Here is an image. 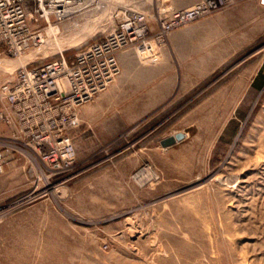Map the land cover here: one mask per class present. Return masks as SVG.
Masks as SVG:
<instances>
[{"label":"rangeland","instance_id":"rangeland-1","mask_svg":"<svg viewBox=\"0 0 264 264\" xmlns=\"http://www.w3.org/2000/svg\"><path fill=\"white\" fill-rule=\"evenodd\" d=\"M163 2L104 13L135 5L157 28ZM75 19L22 54L0 44V84L106 27ZM153 46L118 53L120 73L66 131L70 164L0 121V264H264V8L238 0Z\"/></svg>","mask_w":264,"mask_h":264},{"label":"built area","instance_id":"built-area-1","mask_svg":"<svg viewBox=\"0 0 264 264\" xmlns=\"http://www.w3.org/2000/svg\"><path fill=\"white\" fill-rule=\"evenodd\" d=\"M237 1L194 0L177 6L164 0L154 28L151 15L135 5L125 6L124 16L119 11L107 15L108 0H0V44L12 54L26 52L41 42L48 27L67 19L99 18L106 25L100 37H92L73 57L61 52L22 65L2 82L0 121L13 124L40 156L53 163H72L75 148L66 131L80 125V108L120 73L121 50L133 47L153 52V43L164 42L172 31ZM256 1L264 8V0ZM55 145L61 146L60 154Z\"/></svg>","mask_w":264,"mask_h":264},{"label":"bare ground","instance_id":"bare-ground-1","mask_svg":"<svg viewBox=\"0 0 264 264\" xmlns=\"http://www.w3.org/2000/svg\"><path fill=\"white\" fill-rule=\"evenodd\" d=\"M83 18V17H82ZM79 19H81V17L79 18ZM78 19V20H79ZM78 20L76 21V19L73 21V25H75V26H79V24L80 23H78ZM96 22V21H95ZM60 26H55V27H53V26H50V27H48V30H47V33H46V35H48V37L50 36V35H55V34H58V32H60ZM45 35V36H46ZM53 35V36H54ZM54 39H56L55 37H54ZM41 42H42V44H41V46H44V42H47V44H49L50 43V38H45V37H43V39L41 40ZM55 43L57 44V45H59V42L58 41H56L55 40ZM37 52V51H36ZM143 174V171H140L139 172V175H142ZM145 175V174H144ZM152 175V174H151Z\"/></svg>","mask_w":264,"mask_h":264},{"label":"water","instance_id":"water-1","mask_svg":"<svg viewBox=\"0 0 264 264\" xmlns=\"http://www.w3.org/2000/svg\"><path fill=\"white\" fill-rule=\"evenodd\" d=\"M185 132L178 131L175 134L169 135L161 140V144L165 147L171 146L185 137Z\"/></svg>","mask_w":264,"mask_h":264},{"label":"crops","instance_id":"crops-1","mask_svg":"<svg viewBox=\"0 0 264 264\" xmlns=\"http://www.w3.org/2000/svg\"><path fill=\"white\" fill-rule=\"evenodd\" d=\"M121 55H122V54H121ZM121 55H120V57L122 58L123 56H121ZM5 124H6V123H5ZM7 126H8L9 128H10V127L13 128V129L16 128L13 124H7Z\"/></svg>","mask_w":264,"mask_h":264},{"label":"trees","instance_id":"trees-1","mask_svg":"<svg viewBox=\"0 0 264 264\" xmlns=\"http://www.w3.org/2000/svg\"><path fill=\"white\" fill-rule=\"evenodd\" d=\"M258 86H261V83Z\"/></svg>","mask_w":264,"mask_h":264}]
</instances>
